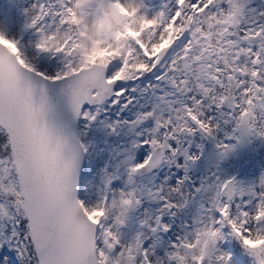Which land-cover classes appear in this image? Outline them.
I'll use <instances>...</instances> for the list:
<instances>
[{
    "label": "snow or ice",
    "instance_id": "6c2138e0",
    "mask_svg": "<svg viewBox=\"0 0 264 264\" xmlns=\"http://www.w3.org/2000/svg\"><path fill=\"white\" fill-rule=\"evenodd\" d=\"M249 147L264 0H0V264H264Z\"/></svg>",
    "mask_w": 264,
    "mask_h": 264
},
{
    "label": "rangeland",
    "instance_id": "374dc122",
    "mask_svg": "<svg viewBox=\"0 0 264 264\" xmlns=\"http://www.w3.org/2000/svg\"><path fill=\"white\" fill-rule=\"evenodd\" d=\"M237 157L230 158L223 164V168L230 174L239 171L242 177L250 176L251 171L256 169L258 165H264V149L262 147L256 148L255 151H253V147L248 148L240 162ZM256 174L258 175V172Z\"/></svg>",
    "mask_w": 264,
    "mask_h": 264
},
{
    "label": "water",
    "instance_id": "95a60500",
    "mask_svg": "<svg viewBox=\"0 0 264 264\" xmlns=\"http://www.w3.org/2000/svg\"><path fill=\"white\" fill-rule=\"evenodd\" d=\"M241 151H243V149Z\"/></svg>",
    "mask_w": 264,
    "mask_h": 264
}]
</instances>
